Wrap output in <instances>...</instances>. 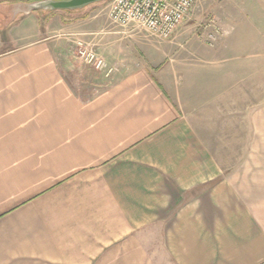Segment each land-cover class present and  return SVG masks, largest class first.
<instances>
[{
  "label": "crops",
  "instance_id": "obj_1",
  "mask_svg": "<svg viewBox=\"0 0 264 264\" xmlns=\"http://www.w3.org/2000/svg\"><path fill=\"white\" fill-rule=\"evenodd\" d=\"M13 1L0 0V264H264V0H211L216 42L161 79L90 70L73 41L109 63L120 36L42 26L50 15H12Z\"/></svg>",
  "mask_w": 264,
  "mask_h": 264
},
{
  "label": "rangeland",
  "instance_id": "obj_2",
  "mask_svg": "<svg viewBox=\"0 0 264 264\" xmlns=\"http://www.w3.org/2000/svg\"><path fill=\"white\" fill-rule=\"evenodd\" d=\"M111 1L112 0H102L93 3L79 12L51 11L52 14H49L51 20L48 17V20L42 21L41 25L45 26L46 24H50L59 27L62 26L64 22L67 24L73 22L71 25H74L73 27H75V29L71 32H76L73 35L120 36L121 39L116 42L109 41L111 44L108 43L107 46L110 52L114 53V51H116L119 53V56L112 57L109 63L104 61V67L101 70L87 64L90 70L92 69L102 72L104 75H108L110 72L117 70L125 72L137 67H145L151 70L160 79L161 75L165 74L164 71L170 67L171 60L175 61L184 57H187V60L194 59L190 51L193 49V44L196 45L197 42L201 43V41H203L204 30L202 26L207 24V22L213 21L217 27L218 34H220L219 24L216 23L217 20H214L215 18L211 14V9L213 6L217 5L215 1L195 0L190 19L180 25L172 34L185 35L188 38L180 42V45L178 43H168V40H160L138 27L123 29L114 26L108 18ZM81 14H86V17L84 19L76 18ZM69 17L72 20H70ZM1 36L2 40L7 43L6 46L8 45L9 47L23 45L29 40L28 38H24V35H13V37H15L12 38V40H7V35ZM62 37L63 36L55 35L57 40H62ZM62 46H66V44ZM91 46L97 51V45Z\"/></svg>",
  "mask_w": 264,
  "mask_h": 264
},
{
  "label": "built area",
  "instance_id": "obj_3",
  "mask_svg": "<svg viewBox=\"0 0 264 264\" xmlns=\"http://www.w3.org/2000/svg\"><path fill=\"white\" fill-rule=\"evenodd\" d=\"M194 4L195 0H112L108 18L116 27H138L160 40H169L178 27L190 19ZM202 28L204 41L213 45L218 37L215 23L209 21ZM73 47L84 63L103 69L104 60L90 44L76 39Z\"/></svg>",
  "mask_w": 264,
  "mask_h": 264
},
{
  "label": "water",
  "instance_id": "obj_4",
  "mask_svg": "<svg viewBox=\"0 0 264 264\" xmlns=\"http://www.w3.org/2000/svg\"><path fill=\"white\" fill-rule=\"evenodd\" d=\"M102 0H36L25 2L11 7V14H28L32 11H75Z\"/></svg>",
  "mask_w": 264,
  "mask_h": 264
},
{
  "label": "trees",
  "instance_id": "obj_5",
  "mask_svg": "<svg viewBox=\"0 0 264 264\" xmlns=\"http://www.w3.org/2000/svg\"><path fill=\"white\" fill-rule=\"evenodd\" d=\"M31 1H36V0H19V1H13V2H31ZM79 11H82V9H80V10H75V11H68V10H65V11H63V12H79ZM37 12H39V13H42L43 15H49V14H52L51 12L49 13V12H42V11H37ZM86 17V14H81L80 16H78V17H76V18H81V19H84ZM70 18V17H69ZM70 20H72L71 18H70Z\"/></svg>",
  "mask_w": 264,
  "mask_h": 264
}]
</instances>
